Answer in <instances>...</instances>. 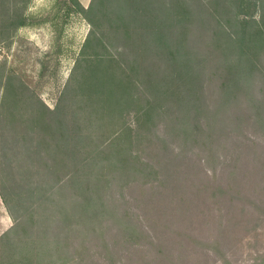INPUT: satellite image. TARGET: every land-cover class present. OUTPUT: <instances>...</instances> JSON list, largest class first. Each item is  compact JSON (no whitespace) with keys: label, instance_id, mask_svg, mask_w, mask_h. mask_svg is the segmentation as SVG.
I'll use <instances>...</instances> for the list:
<instances>
[{"label":"rangeland","instance_id":"rangeland-1","mask_svg":"<svg viewBox=\"0 0 264 264\" xmlns=\"http://www.w3.org/2000/svg\"><path fill=\"white\" fill-rule=\"evenodd\" d=\"M25 2L26 25L0 45V82L5 81L2 73L14 77L22 85L21 103L43 102L53 109L69 83L90 26L72 10L70 0H0V24L4 16L13 23ZM201 46L199 41L194 47L202 59L194 65L207 99L202 107L208 117L202 116V139L180 151L186 139L176 131L177 118L156 116L152 140L136 148L140 167L130 180L111 175L108 184L91 192L84 183L75 181L74 186L68 177L65 187L61 167L78 168L73 157L63 162V155L42 149L41 157L36 154L33 159L24 131H20L19 143H14V133L0 130V244L8 241L0 247V264L22 256L15 247L10 250L12 244L23 245L25 252L44 254L43 264L54 260L68 264H264V125L250 118L256 117L258 102L264 109V83L258 80L253 87L254 104L242 100L214 117L220 95L216 87L213 90V72H225L232 58L214 57L211 68L203 62ZM141 105L122 112L126 125L136 127ZM20 113L24 119L31 109L20 108ZM175 135L179 138L171 137ZM56 137H49L52 148ZM172 143L179 149L177 157ZM145 163L154 165L157 173L146 169ZM49 168H58L55 176ZM1 193L12 199L10 205ZM18 197L25 198L26 209L13 207ZM91 197L86 211V199ZM31 212L35 224L30 223ZM11 213L23 220L22 225L28 224L26 229L16 227ZM59 244L60 256L55 247Z\"/></svg>","mask_w":264,"mask_h":264},{"label":"trees","instance_id":"trees-1","mask_svg":"<svg viewBox=\"0 0 264 264\" xmlns=\"http://www.w3.org/2000/svg\"><path fill=\"white\" fill-rule=\"evenodd\" d=\"M70 1L72 10L83 15L90 29L58 104L50 109L43 102L21 103L22 85L12 76L5 77L6 73L1 74L5 81L0 82V130L8 128L9 133H14V143H19L20 131H24L26 148L33 159L36 154L41 157L42 149L63 155V162L73 157L78 168L69 171L65 165L61 167L65 187L68 177L74 186L78 181L92 192L108 184L111 175L120 180L136 176L141 161L136 148L152 140L156 116L177 118L176 131L186 139H182L185 146L180 151H185L188 144L200 142L204 131L201 120L208 117L202 110L207 101L204 84L194 65L200 58L194 50L199 41L203 62L211 68L214 57L232 58L225 72H213V90L216 87L220 95L213 116L227 113L242 100L243 104H254L257 95L253 87L258 80L264 83V0H91L88 7L80 0ZM27 5L28 2L23 3L13 23L4 16L0 45L26 25ZM141 102L136 127L132 128L125 124L122 112L131 111ZM260 103L256 117L250 118L255 124L264 125ZM20 108H30L31 113L23 119ZM155 133L161 139V134ZM55 136L59 139L52 148L48 143ZM95 140L101 141L95 144ZM20 147L25 149L24 145ZM171 147L176 151L175 157L180 155L174 143ZM144 167L157 173L154 165L145 163ZM49 170L55 176L58 168ZM2 197L7 204L12 202L6 195ZM18 198L13 207L26 209L22 201L25 198ZM92 199H86V211ZM31 214L30 223L35 224L34 213ZM11 215L14 217V213ZM15 219L18 228L28 225H22L21 218ZM3 243L0 247H4ZM14 247L22 256L2 264H43L44 254H35L29 248L25 252L27 248L15 244L10 250ZM55 247L60 256L62 246ZM3 256L13 257L5 253ZM51 263L68 264L67 260Z\"/></svg>","mask_w":264,"mask_h":264},{"label":"crops","instance_id":"crops-1","mask_svg":"<svg viewBox=\"0 0 264 264\" xmlns=\"http://www.w3.org/2000/svg\"><path fill=\"white\" fill-rule=\"evenodd\" d=\"M80 2H81L83 5H85V4H88L89 0H86V1H84V0H80Z\"/></svg>","mask_w":264,"mask_h":264},{"label":"bare ground","instance_id":"bare-ground-1","mask_svg":"<svg viewBox=\"0 0 264 264\" xmlns=\"http://www.w3.org/2000/svg\"><path fill=\"white\" fill-rule=\"evenodd\" d=\"M84 1H86V0H84Z\"/></svg>","mask_w":264,"mask_h":264}]
</instances>
